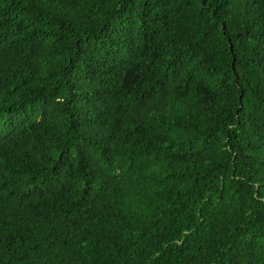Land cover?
Here are the masks:
<instances>
[{
  "label": "trees",
  "instance_id": "obj_1",
  "mask_svg": "<svg viewBox=\"0 0 264 264\" xmlns=\"http://www.w3.org/2000/svg\"><path fill=\"white\" fill-rule=\"evenodd\" d=\"M0 264H264V0H0Z\"/></svg>",
  "mask_w": 264,
  "mask_h": 264
}]
</instances>
